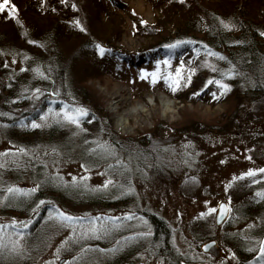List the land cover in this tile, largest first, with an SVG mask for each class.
<instances>
[{
	"label": "rangeland",
	"instance_id": "rangeland-1",
	"mask_svg": "<svg viewBox=\"0 0 264 264\" xmlns=\"http://www.w3.org/2000/svg\"><path fill=\"white\" fill-rule=\"evenodd\" d=\"M239 1L253 17L264 21V0H141L143 9L138 7L137 0H79L81 12L77 7H72L77 0H10L9 6L12 3L16 5L15 15H10L7 9L0 11L1 80L6 82L8 76L19 75L17 73L21 70L23 59L33 60L30 54L32 50L37 48L43 54L45 46H51L53 33L43 31L45 25L49 24L56 28L55 34L63 38L64 46L70 47L74 43L75 46H92L75 51L74 64L71 65L72 70L78 72L82 81L92 89L93 97L81 95L77 103L50 94L52 96H46L47 103L42 106L40 97L46 95L45 83L56 71L53 67H57L48 63L44 68L38 64V61L41 63L44 60L41 58L32 61V69L36 66L43 75L36 69H30L33 73L30 70L29 74L26 73L30 83L21 86L22 91L17 97L23 98L25 92L33 95L25 108L28 111L35 109L38 114L39 106L42 107L40 117L33 120L42 124L40 128L43 131L53 122L65 123L71 135L72 147L67 151L60 144L50 141L37 144H30L24 139L11 141L0 125V197L13 184L24 188L36 186L40 182L39 171L47 175H60L68 182L72 181L73 176H84L87 171L86 182L90 186L101 185L109 177L113 183L103 191H86L82 188L84 196L90 200H103L99 205H75L71 196L64 198L65 202L62 203L59 199L61 194L57 197L44 196V205L38 206L36 203L31 207H22L16 202H9V199L0 200V259L3 255L2 258L8 259L11 264H65V261L68 264H113L111 259L117 252H125L127 244L130 249L135 248L136 245L132 243L139 244L143 237L144 244L124 264H179L182 261L239 264L243 260L249 262L255 256L256 249L250 251L251 245L245 237L257 238L256 227L259 221L264 220V197L258 195V190H264V179L261 178L264 174L257 173L254 177L238 180H232V177L239 176L248 168L264 166V97L255 95L257 88L240 66L235 65L233 69L237 75H224V71L231 66L222 64L220 57L210 55L209 49L204 47L205 41L201 39L206 36L202 31L208 32L211 19L216 18L223 27L222 20L232 23L225 15L230 16L234 12V4ZM209 9L219 12L211 16ZM76 19L80 20L84 29L75 25ZM134 19H145L150 24H137L133 30ZM158 21L168 25L166 30L174 25H183L185 21L191 22L194 33L189 30V34L182 33L180 37L174 35L173 41L192 42L172 48L176 52L189 46L192 47L190 52L178 58L179 52L164 56L153 53L146 60L147 52L143 48L151 40L146 36V30ZM97 43L110 51L101 56L95 47ZM155 44L147 46L151 49ZM166 57L169 64L157 65V60L163 62ZM181 62L184 64V78L181 86L173 91L164 76L169 71L175 73ZM4 68L7 76L2 73ZM157 68L160 69V79L153 83L151 73ZM190 68L196 71L188 80ZM141 69L147 70L146 76H141ZM232 77L234 79L231 80ZM210 78H222L231 88L220 94L218 85L207 84ZM235 79L238 82L233 83ZM54 86L56 88L57 82ZM162 92L174 101L173 110L166 114L160 98ZM214 92L216 98L213 97ZM65 102L83 105L87 109L101 103L106 121L89 133L82 130L85 129L82 122L91 118L90 111L81 119L79 127L51 113L47 120L41 121V114L49 111V105L58 112ZM138 102L148 105L138 115L128 113V127L118 129L113 123L117 111L128 112L132 103ZM0 114L4 115V112ZM160 120L167 124L158 128L157 122ZM105 128L119 137L117 142H131L134 146H129V151L132 152L114 145ZM152 133L157 135L152 136ZM82 134L87 138L81 140ZM150 138L151 141L148 140ZM101 142L112 146L111 151L97 147ZM20 148L25 151L20 152ZM6 149L15 152H5ZM249 155L251 160L247 158ZM88 156H92V159ZM253 180L256 182L253 183ZM120 185L131 187L133 191L121 194L124 189ZM229 198L232 211L221 224L216 222L217 213L200 215L210 206L218 207L221 200L228 202ZM114 202L118 204H112ZM52 204L76 216L87 214L90 219L100 214L101 217L115 219H101L98 222V225L107 226L106 232L73 237L70 236L72 227L45 219ZM44 209L46 216L41 215ZM125 212L131 213L132 218L123 216ZM149 214L161 217L171 230V241L168 245L163 243L164 250H150L147 243L149 235H139L152 233ZM30 218L31 223L27 228L11 223L13 219L27 222ZM41 222L45 223L46 228L41 229L36 241H31L29 233L40 230L37 225ZM19 231L25 233L21 238L22 249L13 252L11 241ZM76 232H80L79 225H76ZM258 233V238L263 236L262 232ZM110 235H113V239L106 247L91 242L105 236L110 238ZM65 237L69 239L62 245ZM210 239L217 240L225 253L221 255L223 257L202 253L200 245ZM252 243H256V240H252ZM85 244L88 245L87 249H84ZM58 247L61 249L59 253L56 251ZM81 249H84L82 253ZM249 253V258L238 256ZM73 257L76 259L73 260Z\"/></svg>",
	"mask_w": 264,
	"mask_h": 264
},
{
	"label": "trees",
	"instance_id": "trees-1",
	"mask_svg": "<svg viewBox=\"0 0 264 264\" xmlns=\"http://www.w3.org/2000/svg\"><path fill=\"white\" fill-rule=\"evenodd\" d=\"M76 7L78 10H80V2L77 0ZM211 16L212 13H217V9L210 10ZM234 12L229 14H226L225 16H228L227 18H230L229 20L235 25L233 28H226L221 26L216 18L211 19L209 21V26L207 31L203 32L206 34V36H202V40L205 42L206 49L211 50H217L218 52L222 53L224 57L227 59H223L221 61L222 64L225 66H231V65H238L242 68L244 74L251 77V82L254 84L256 89L255 95L258 96V98L264 97V35L261 33H264V21L259 20L258 18H255L250 14V11H247L246 9L241 6L240 1L236 4H234ZM222 14V13H221ZM254 19H258L259 21H256ZM150 24V23H149ZM159 24V25H158ZM144 25V24H143ZM142 25V26H143ZM168 25L161 24L159 21L156 24H151V26L148 27L146 30V33H148L146 36H149L151 38L150 41H148L147 44H150L148 46H152V44H155L156 46L151 49H156V51H151L150 48H148L147 44L143 48L147 52V59L151 58L153 53H158V55H167L171 53H178L177 58L182 55H186V53L190 52L192 47L186 46V48H183L182 50H177L176 52H173L172 48H168L165 46V44H169L171 42H168L170 40L173 41L175 38L174 35H178L180 37L182 33L189 34L191 32H188L189 30L193 31L192 24L189 21H185V24L181 25H174L173 27H170L168 30H166V27ZM165 28V29H164ZM44 33H53V37L50 39L51 46H45V52L43 54L39 52V50L36 48L30 52V54L33 55V60L38 59H44L40 63L38 61V64L41 65H47L49 64H56V67H53L56 71L53 72V75L47 79V82L45 83V92L46 95L43 97H40V100L42 101V106H44L47 103V97H49L50 94H54L53 91L55 89L57 92L55 94L59 95V97H62L63 100L71 101L73 100L77 101L78 98L81 97H93L92 96V89L86 85L85 81H82L81 75L77 72H74L72 70V65L74 64V52L81 51L85 47H92V46H75V43L73 45L64 46L63 38L58 37L57 34H55L56 28L53 26L45 25ZM197 30V28L195 29ZM261 30V33H260ZM201 31V30H200ZM194 33V31L192 32ZM183 36V35H182ZM174 37V38H173ZM47 38V37H46ZM167 39V40H166ZM88 41H86L87 43ZM52 47V49H51ZM75 48L74 50H72ZM40 49V48H39ZM39 52V53H38ZM136 53V52H135ZM42 54V55H41ZM201 54V53H200ZM50 56V57H49ZM48 58V59H46ZM51 59V60H50ZM221 59V58H219ZM32 60V61H33ZM31 60L23 59L21 70L17 73L19 75L12 77L8 76L7 81L1 80L0 78V113L4 112V115L0 114V125L4 127V132L6 136H9L8 138L11 141L21 140L24 139L25 141L29 142L30 144H37L39 142L43 141H50L54 144H60L64 149L69 151L72 147V143H70V132L67 129V126L65 123L61 121L53 122L48 129L42 130L40 127H30V126H22V125H30L28 124V121L33 120L35 118H39V112L41 111V107L39 106L38 114L36 113L35 109L28 111L25 106L31 101L33 98V95H28L29 92H25V96L21 99H19L17 96L19 95V91L22 89V85L28 86L30 83L28 78V72L30 69H32L31 65H33ZM72 62V63H71ZM72 64V65H71ZM45 65V66H46ZM44 66V68H45ZM36 66L33 67L32 70H35ZM30 70L31 73L33 71ZM73 71V75H72ZM71 72V73H70ZM2 73L7 76L6 68L2 69ZM28 73V74H26ZM76 73V74H75ZM75 74V75H74ZM70 76V77H69ZM234 79V77L231 78V80ZM18 80V81H16ZM54 81V82H52ZM5 82V83H4ZM57 82V86L55 88L54 83ZM238 82L237 79L233 80V83ZM251 82H249L251 84ZM3 85V86H2ZM36 88V86H35ZM22 91V90H21ZM92 99V98H91ZM94 101V100H93ZM99 104V103H98ZM90 105V104H89ZM91 114V118L84 119L83 124L87 131L84 133H89L90 131L93 132L94 130H97V128L100 126V124L104 121H106V114L104 112V108L101 105L94 104L93 107L88 108ZM7 114V115H6ZM188 118V117H187ZM223 118V117H222ZM167 123H163L161 120L157 122V127L160 128L161 126H165ZM5 125V126H4ZM9 129V131H8ZM157 130V129H156ZM105 133L109 134L110 139L116 146L127 148V151H129V146H134L131 142H117L119 137L117 135H113L110 133L107 128H105ZM9 134V135H8ZM43 134V135H42ZM157 135L156 133H152V136ZM87 137H85L82 134V139L84 140ZM127 138H125L126 140ZM151 141V138L148 139ZM128 141H133L132 139H129ZM83 152H85V148L82 149ZM132 152V151H129ZM93 156V155H92ZM92 156H88L89 159H92ZM40 168V167H39ZM20 170V169H19ZM39 170V169H38ZM38 177L40 178L39 185L40 187L37 189L35 193H33L31 196L24 197V196H18L15 199H9V202H16L17 204H20L22 207L32 206L33 204L38 203L39 200L44 198V196H58L61 198L60 201L64 203V198L68 197H74L72 198V201H75V205H82L84 204H100L103 202V200H90L87 198V196H84V192L82 188H74V187H68L63 186L61 183H57L52 179L54 175H47L45 172L38 173ZM72 192V193H70ZM118 202H114L112 204H115ZM259 203V202H258ZM250 208V206H249ZM31 210V209H30ZM28 210L27 213L30 211ZM148 221L150 222L152 226V233L151 235L147 236L149 238L148 246L151 249H157L158 251L164 250L163 243L165 245H168L171 241V230L168 227V224L166 221L161 219L158 215H152L149 214ZM258 225L256 228L257 236L259 235V231L262 232L261 234L264 235V220H261L258 222ZM45 229V228H42ZM259 230V231H258ZM40 230H37L33 234H29V238L31 241H36L37 237L41 235ZM113 235H110V238L108 236H105L101 240H94L91 241L93 244L100 245V246H108L112 241ZM145 237L141 240L139 244L137 242L132 243L136 245L135 248L130 249V245L128 247V244L124 248L125 252L119 251L117 254L111 259L113 264H124L126 260H129L131 257V254L136 250H138L139 246L144 244ZM40 240V239H39ZM160 245L162 246L160 248ZM168 248V246H166ZM167 253V252H166ZM238 256L244 258H249V254H238ZM1 256L0 262L1 264H11L8 259L2 258ZM174 259V258H173ZM111 262V263H112ZM175 262V260L173 261Z\"/></svg>",
	"mask_w": 264,
	"mask_h": 264
},
{
	"label": "snow or ice",
	"instance_id": "snow-or-ice-1",
	"mask_svg": "<svg viewBox=\"0 0 264 264\" xmlns=\"http://www.w3.org/2000/svg\"><path fill=\"white\" fill-rule=\"evenodd\" d=\"M10 0H0V11L7 9L8 13L10 15H15L16 12V5L14 3H12L10 6ZM77 5L75 3H73L72 7H76ZM132 14L133 16H135V10H132ZM75 25L81 29H84L83 24L80 23L79 19H76L74 21ZM149 23L148 20L145 19H139L137 20H133L132 23V28L133 30L136 29L137 24H144L147 25ZM221 23L224 25V27L226 28H233L235 27V25L233 23L227 22V21H221ZM262 35H264V33H261ZM192 41L190 40H174L171 44L166 45V47L168 48H175L183 43H191ZM96 50L98 51V53L103 56L105 54L106 51H110L109 49H106L104 46H102L101 44H96L95 45ZM209 54L213 55V56H217L220 57L221 59H227L226 57H224L222 55V53L220 52H214L211 49H209ZM157 65H160L161 63L167 65L170 63L169 59L166 57L163 62H161L160 60L156 61ZM235 68V65H231V67L224 71V75L227 76H233V75H237V73L235 71H233V69ZM182 69H184V64L183 62H181L180 65H178L175 69V73L169 71L167 73V75L164 76V79L166 81L169 82L170 85H172V90L175 91L178 87L181 86V80L184 78L182 75ZM36 71L43 75L42 72H40V69L37 68ZM196 69L195 68H190L188 69V77L187 79L190 80L191 79V74L193 72H195ZM160 69L157 68L155 69L152 73H151V77H152V82L155 83L158 79H160ZM147 75V70L146 69H141V76H146ZM215 83L216 85L219 86V93L220 94H224L228 89L231 88V85L228 83H225L224 80L222 78H210L207 81V84H212ZM207 84L205 86H207ZM37 93L39 92V90H34ZM197 93H193V95H196ZM213 97L216 98L217 94L214 92L213 93ZM88 109L86 107H84L83 105H76V104H72L69 105L67 104V102L64 103L63 107H60L58 112L54 111L51 107V105H49V111L48 112H44L41 114V121H45L47 120L49 114L51 113L54 117L58 118V119H62L68 122H71L72 124L77 125L78 127L80 126V121L83 117H85L88 114ZM62 114V115H61ZM7 115V114H6ZM22 126H30L33 128L36 127H40L42 126V124H38L36 120H32L30 125H22ZM83 131H87L86 129H82ZM97 147L104 149L106 152L111 151V147L110 145H108L106 142H101V144H99ZM8 151H13V153L15 152V150H8L6 149L5 152ZM20 152H24L25 150L23 148L19 149ZM91 151V149H90ZM249 160L252 159L251 155H249L247 157ZM83 167V165H82ZM257 173L260 174H264V166L262 167H252V168H248L247 171L241 172L239 174V176L233 175L232 180H238L240 178L243 177H254ZM89 173L87 171H85V175L81 176V177H76L73 176L72 177V181L68 182V181H64L62 176L57 175L52 177V179L54 181H56L57 183H61L64 184L68 187H74V188H83L86 191H103L106 190L107 188H109L111 186V184L113 183L111 180V177H109V179H106L103 184L101 185H96V186H90L87 184V178H88ZM262 179H264V176L261 177ZM192 179L194 180L195 177H192ZM256 181L253 180V183H255ZM229 184H231V181H229ZM40 187L39 184H37L36 186L33 187H29V188H24V187H20L18 185H11L6 189V192L4 193L3 197H0V200H6V199H15L18 196H24V197H28L31 196L33 193H35L37 191V189ZM121 188L124 189V191L121 194H126L128 192L133 191V189L131 187H125L124 185H120ZM258 195L264 197V190H258ZM230 199L228 202H220V204L218 205V207H208L207 211H202L200 213V215L206 216L210 213H217L216 219L217 221H221L223 220V218L229 214L232 209H231V205H230ZM46 203L45 200L41 199L38 201V206L39 205H44ZM50 203V202H47ZM205 203H209L208 201H205ZM48 216L45 217L46 220H55L57 221L61 226H70L73 228V232L70 233V236L76 237V236H87L89 234H99L100 232H106L108 231V228L106 225L104 224H99L98 222L101 219H106V220H114V217H101L100 214H97L96 216H92L90 219L88 217L87 214H85L84 216H76L66 210H62L59 206L52 204L49 208H48ZM123 216L127 217V218H132V214L129 212H125L123 213ZM145 223H147V221H144ZM11 223L13 225H17L20 228H27L28 224L31 223V218L27 221H17L15 219H13L11 221ZM76 225L80 226V232L77 233L76 232ZM248 227H251V225H249ZM136 235V234H133ZM139 235H151L150 232H144V233H139ZM25 236V233L23 231H19L16 233V238L11 241V251L13 252H19L22 249V240L21 238ZM247 240H249V243L251 245L250 247V251L252 249H256L255 251V256L259 257V264H264V237H260V238H255V237H245ZM68 237H65V240L61 241V244H65V242L68 240ZM256 240V243H252V240ZM211 243H215V241H210L208 243H205L203 245V247L205 249H207ZM88 245L85 244L84 249H87ZM84 249H81V253L84 251ZM57 253H59L61 251V249L58 247L57 248ZM107 251V250H104ZM234 255V254H233ZM59 258V256L57 255V259ZM73 260H75L76 258L73 257ZM65 264H68L67 261H65ZM181 264H183V262H181Z\"/></svg>",
	"mask_w": 264,
	"mask_h": 264
},
{
	"label": "bare ground",
	"instance_id": "bare-ground-1",
	"mask_svg": "<svg viewBox=\"0 0 264 264\" xmlns=\"http://www.w3.org/2000/svg\"><path fill=\"white\" fill-rule=\"evenodd\" d=\"M133 2V0H131ZM138 1V7L143 9V5L141 0H137ZM160 98H161V102L163 105V112L164 114H166L168 111L173 110L174 107V101L173 99L170 98V96H168L165 93H161L160 94ZM148 105L146 102H138V103H132L131 107L128 110V112L125 110L123 112H119L117 111V114L115 115V118L113 119V123L116 124V127L118 129L121 130H125L128 127V123H129V119L127 114H139L140 112L144 111L145 106ZM116 109H117V105H116ZM172 180V178H171ZM244 262H246L245 260H243ZM181 263V262H180ZM179 263V264H180Z\"/></svg>",
	"mask_w": 264,
	"mask_h": 264
},
{
	"label": "water",
	"instance_id": "water-1",
	"mask_svg": "<svg viewBox=\"0 0 264 264\" xmlns=\"http://www.w3.org/2000/svg\"><path fill=\"white\" fill-rule=\"evenodd\" d=\"M220 202H226V201L221 200ZM220 202H219V204H220ZM219 204H218V205H219ZM228 216H229V214H227V215L223 218V220L227 219ZM216 222H217L218 224H221V223H222V220H221V221H217V219H216ZM263 237H264V236H263ZM210 241H215V243H211L210 246H209L207 249H205V248L203 247V245H204L205 243L210 242ZM205 243L201 245V249H202L203 251H205V252H209V253H212V254H215L216 256L224 255V253L221 251V248H220V246H219V244H218V242H217L216 239H210L209 241H207V242H205ZM182 262H183V264H207V263H203V262H186V261H182ZM180 264H181V263H180ZM239 264H259V257L254 256L253 258H251V259L249 260V262H248V261H246V262H239Z\"/></svg>",
	"mask_w": 264,
	"mask_h": 264
}]
</instances>
